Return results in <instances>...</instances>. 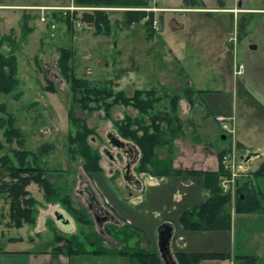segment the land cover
Instances as JSON below:
<instances>
[{
  "label": "rangeland",
  "instance_id": "374dc122",
  "mask_svg": "<svg viewBox=\"0 0 264 264\" xmlns=\"http://www.w3.org/2000/svg\"><path fill=\"white\" fill-rule=\"evenodd\" d=\"M156 1L159 5L175 9H165L161 13L162 19L160 16L156 17L163 24L155 27L158 33L151 39L146 38L143 21L127 24L124 11L113 9L115 6L99 7L110 9L112 20L117 22L111 35L96 34L93 23L84 20L76 21L74 31L57 21V26L52 27L50 33H45L46 23L39 21L44 13L30 14L33 19L39 18L36 20L39 23L36 31L29 35L28 41L17 51L22 95L19 98H0V102L5 100L8 109L18 117V126L25 136L24 147L35 151L45 149L41 165L50 168L47 176L51 182L65 186L74 206L88 209L95 196L114 216L113 220L97 222L94 214L89 211L94 218L95 230L103 235L106 245L112 248L119 245L107 233V227L120 226L127 221L137 228L143 247L159 251V225L165 219L174 218L184 206L185 202H179L175 197L176 194L183 193V190H190L185 185L187 179L192 178L195 182L200 176L173 173L154 176L151 172L139 171L141 163L137 162L138 148L118 133L119 122L126 119L128 114L139 117V109L132 105L117 104L109 113L102 105L93 111L82 110L73 101L70 84L60 71V47L70 46L74 50L73 62L78 76L89 78L92 82L110 83L115 91L125 89L129 95L137 87L155 88L163 96L160 103L167 109L171 108L175 93L179 94L175 107L182 127L172 150H168L167 145L156 149L160 158L166 159L171 154L174 156L175 169H185L175 165V158L194 145L214 148L229 145L231 150L228 151H236L238 161L251 155L246 165H243L245 168L239 167L237 175L232 177L225 170L224 177L232 178V186L224 193L229 196L233 211L242 192L241 184L250 181L257 184L254 171L264 161V149L254 151L250 148L248 151L244 146H237L238 139L255 147L264 145V0H198V6L194 7L185 0ZM75 5L40 8L47 13L75 8ZM87 7L78 12L91 13L97 9ZM4 28L0 29V37L10 32L7 27ZM20 31V27H17L15 35L19 36ZM251 44H255L256 48H251ZM187 87L202 91L187 95ZM70 106H75L74 114L78 119L85 120L94 129L95 135H90L87 140L93 149L101 153L98 172L85 171L83 158L78 155V143H69V135L76 129L75 124L71 125L68 121ZM0 115L5 114L0 112ZM218 115L234 118L237 140L229 135L232 139L225 143L221 141L222 129L216 122ZM144 119L146 126L151 125L148 116H144ZM166 122L162 120L161 124L165 126ZM135 129L138 127L135 126ZM150 130L154 128L151 126ZM111 132L127 145L112 146L108 142ZM138 133L142 134L143 131L139 129ZM0 136L4 140L2 130ZM71 146L73 152L70 151ZM13 147L22 148L17 141L13 143ZM128 149L131 151L128 152ZM74 152L76 157L71 154ZM186 155L187 153L182 157ZM29 158L32 159L33 156ZM128 163L131 164V173L141 181L142 188L132 186L124 177V169ZM221 163L225 168L223 157ZM147 167L148 170L152 169L149 164ZM55 168H59V171ZM8 178L3 177L0 183ZM160 181L162 187L158 184ZM260 182V189L264 194V180ZM191 188L196 190V186ZM27 189L39 202L36 223H24L20 228L15 227L10 217V199H0L1 247L38 249L52 242L54 231L63 235L78 233L81 222L65 205L46 200L43 188L35 182H31ZM2 194L0 192V196ZM186 197L190 198L192 195ZM262 199L264 204V196ZM172 208L174 209L171 211ZM60 214L68 219V223L64 224L57 219ZM31 236L34 242H31ZM137 236L131 244H135ZM19 237L24 239L21 243H11L8 240ZM232 241L234 242L233 235ZM175 242L172 241L173 253L177 249ZM87 248L91 249L90 245ZM241 262L236 260L233 263L242 264ZM78 263L130 264V261L128 257L116 254H79L73 258V264ZM262 263L264 259L256 264Z\"/></svg>",
  "mask_w": 264,
  "mask_h": 264
},
{
  "label": "trees",
  "instance_id": "16d2710c",
  "mask_svg": "<svg viewBox=\"0 0 264 264\" xmlns=\"http://www.w3.org/2000/svg\"><path fill=\"white\" fill-rule=\"evenodd\" d=\"M185 1L190 2L192 7L198 6V0ZM74 3L75 6H92L97 9L91 13H82V11L79 13L80 9L48 11L41 16V19L46 22L45 33H50L52 27L57 26V21L64 23L68 30L74 31L76 21L84 20L87 23H93L96 34H112L117 23L111 18L112 11L99 7L115 6L113 0H74ZM124 17L125 22L129 25L143 21L148 39L158 33L154 27V21L158 19L154 10H126ZM20 30L19 36H16L15 30L11 29L8 34H3L0 37V98H19L22 95L21 80L18 76L17 51L22 48L21 43L27 40L33 27L25 23L21 25ZM5 48L8 49L5 50ZM60 49V71L70 84L73 101L79 104L82 110L93 111L102 105L109 113L111 108L117 104L132 105L139 109L141 113L139 117H132L128 114L126 119L118 124L119 135L138 148L137 162L141 163L139 171L151 172L154 176L173 173L181 176L198 175L201 177L207 194L202 202L181 213L179 221L185 229L228 231L231 229L232 213H264L262 199L264 194L260 189V181L264 180V161L254 171L257 184L254 181L241 184L240 191L242 192L237 198L233 211L229 196L224 193L220 185L226 170L221 159L225 153L229 152L228 150H231L229 145L219 147V166L216 170L197 168L178 170L173 167L174 156L172 154L164 159L160 158L156 152V149L163 145H167L168 150H172L174 141L182 127L175 107L179 98L178 93L173 96L171 108L167 109L160 103L163 96L155 88L137 87L132 95H129L125 89L115 91L110 83H96L89 78L78 76L73 62L74 50L70 46H62ZM196 91L202 90H194L190 87L185 90L187 95ZM74 107L70 106L68 110V121L71 125L75 124L76 126L75 132L69 135V143L70 145H73V142L78 143V155L83 158L84 170L88 173L98 172L100 171L101 153L93 149L87 140L90 135H95L94 129L89 127L85 120L75 116ZM0 112L5 114L0 115V130L4 137L3 140L0 136V180L5 176L9 177L8 180L0 183V192L3 193L0 199H10V217L15 227L20 228L24 223H36L39 202L27 189L31 182H35L43 188L46 200L62 203L81 222L78 233L63 235L56 231L53 232V240L47 245V247H51L52 252L65 254L71 259L79 254H116L128 257L130 264H164L160 251L143 247L137 228L127 221L120 226L110 225L107 227V233L117 240L119 246L112 248L106 245L103 235L95 230L94 218L90 215L89 210L83 206L75 207L65 186L49 180L47 175L50 168L41 165L45 149L40 148L35 151L24 147L25 136L21 127L18 126V117L8 109V103L5 100L0 102ZM144 116L150 118L151 125L146 126ZM162 120L167 121L165 126L161 124ZM135 126L138 129H135ZM151 126L154 130H150ZM139 129L143 131L142 134L138 133ZM220 135L226 136L225 139L221 137V141L224 143L232 137L224 131ZM16 141L22 148L13 147V143ZM237 146L243 147L240 143H237ZM70 151L73 152L72 146ZM71 154L74 157L77 155L75 152ZM30 156L33 158H29ZM148 164L152 166L151 170H148ZM55 170L59 171V168H55ZM1 215L0 213V224L2 222ZM136 236L138 238L135 244H131L130 242ZM19 238L21 239V237ZM87 245H90L91 249H88ZM173 256L178 264H201L205 259H231L242 261V264H256L260 260L258 256L254 255H231L230 252H188L178 249L175 250Z\"/></svg>",
  "mask_w": 264,
  "mask_h": 264
},
{
  "label": "crops",
  "instance_id": "0c3cea01",
  "mask_svg": "<svg viewBox=\"0 0 264 264\" xmlns=\"http://www.w3.org/2000/svg\"><path fill=\"white\" fill-rule=\"evenodd\" d=\"M113 1L115 2V7H113L115 10H154L156 17L160 16L161 19V13L165 9H175V7L159 5L156 0ZM73 3V0H51L46 2L37 0H0V29L7 27L9 30H15L17 27L21 28V25L26 23L33 27L32 32H34L37 29L36 25L39 23L36 20L39 18L33 19L30 14L45 13L46 10L40 8L41 6L63 7L69 6V4L72 5ZM40 20L46 23L41 17ZM160 22L163 24L162 20ZM28 38L30 37L28 36ZM28 38L25 42L28 41ZM25 42L21 43V45L23 46ZM237 141L246 147L247 150H251L250 148L254 151L261 148L264 149L263 144L255 147L241 139ZM218 149L219 147L194 145L192 148L186 150L185 153L176 156L175 165L184 167L185 169L216 170L219 166ZM186 153L187 155L182 157ZM161 182H158V184L162 187ZM185 185L189 186L190 193H188V190H183V193H180V195L176 194L175 197L179 202L183 200L185 202L184 206L174 218L171 217L163 221H169L174 225L173 241H176L175 244L178 250L188 252H230L231 255H254L260 259H264V213H234L232 227L229 231L187 230L179 223L182 211L202 202L207 192L203 187L201 177L196 179L195 182H193L192 178H189ZM192 186H196V190H193ZM189 194L192 197H186ZM232 235L234 236V242L232 241ZM30 239L31 242L35 241L32 236ZM8 240L11 243L19 241L21 243L24 239L21 237V239ZM233 262L231 259H207L202 261L201 264H234ZM0 264H73V259L65 254L52 252L51 247H47L46 245L38 249L21 246L3 248L0 246Z\"/></svg>",
  "mask_w": 264,
  "mask_h": 264
},
{
  "label": "water",
  "instance_id": "95a60500",
  "mask_svg": "<svg viewBox=\"0 0 264 264\" xmlns=\"http://www.w3.org/2000/svg\"><path fill=\"white\" fill-rule=\"evenodd\" d=\"M251 48H256L255 44H251ZM223 139L226 138L225 135L222 136ZM108 142L112 146L116 147H125L127 144L126 142L119 138L115 133L111 132L108 135ZM136 153H138V150H136ZM251 155L247 156V159H249ZM131 164L128 163L127 166L124 169V177L132 184V186H137L138 188L141 187V181L137 179L133 173H131ZM57 219L60 220L62 223L66 224L68 223V219L64 218L63 215H57ZM174 237V225L167 221L162 222L158 227V247L159 251L161 253L162 259L164 261V264H178L176 260L174 259L173 253H172V240Z\"/></svg>",
  "mask_w": 264,
  "mask_h": 264
},
{
  "label": "built area",
  "instance_id": "2783aa9c",
  "mask_svg": "<svg viewBox=\"0 0 264 264\" xmlns=\"http://www.w3.org/2000/svg\"><path fill=\"white\" fill-rule=\"evenodd\" d=\"M87 6H76L74 7H70V9L74 10V9H87ZM161 26V22L158 20L154 21V27H160ZM239 73H241V71L239 70ZM216 121L218 122L220 128L222 129V131L229 133L230 135H232L233 140H236V127H235V120L234 118L230 119V118H226V117H222L220 115L216 116ZM235 142V141H234ZM239 159L237 158L236 155V151H230L227 152L223 155V163L225 166V169L230 173V175L233 177L235 175L238 174L239 172V167H243V169L245 168L243 165H246V163L248 162V160L246 159H242L241 161H238ZM232 178L230 177H222L221 178V187L223 189L224 192H227L230 188V186H232Z\"/></svg>",
  "mask_w": 264,
  "mask_h": 264
},
{
  "label": "flooded vegetation",
  "instance_id": "af4514ba",
  "mask_svg": "<svg viewBox=\"0 0 264 264\" xmlns=\"http://www.w3.org/2000/svg\"><path fill=\"white\" fill-rule=\"evenodd\" d=\"M127 151L130 152L131 150L128 149ZM134 155H133V157H135ZM95 198L96 197L93 196V200L89 203L88 209H89V211H91L94 214L96 221L97 222H105V221L113 220L114 216L111 215L109 210L105 209L104 206L101 205L100 202L97 201Z\"/></svg>",
  "mask_w": 264,
  "mask_h": 264
}]
</instances>
